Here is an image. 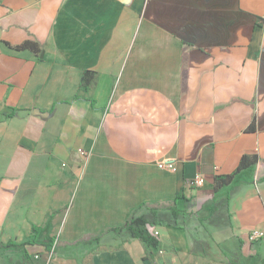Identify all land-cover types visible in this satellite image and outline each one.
I'll return each instance as SVG.
<instances>
[{"label":"crops","instance_id":"crops-1","mask_svg":"<svg viewBox=\"0 0 264 264\" xmlns=\"http://www.w3.org/2000/svg\"><path fill=\"white\" fill-rule=\"evenodd\" d=\"M263 21L264 0H0V243L36 258L62 238L50 264H264V181L238 170L264 159ZM178 196L157 247L98 238Z\"/></svg>","mask_w":264,"mask_h":264},{"label":"trees","instance_id":"trees-1","mask_svg":"<svg viewBox=\"0 0 264 264\" xmlns=\"http://www.w3.org/2000/svg\"><path fill=\"white\" fill-rule=\"evenodd\" d=\"M23 47L31 48L36 53H39V46L36 42H26ZM16 109H13L12 112L8 113L9 116H13L16 114ZM256 165V173H255V181L257 183L264 181V159H261L257 154H244L238 170H242L243 168L249 167L251 165ZM233 179V175H218L216 177V185L215 190L218 192L220 188H222L225 185H228ZM180 196H178L174 201L169 202L165 205L166 212L164 214V217L160 216L159 211L151 207L149 204L145 203L140 205L138 208L134 209V211L131 213L127 221L123 225L119 226H113L109 227L105 233H103L99 239L106 236L107 234H114L122 239V242L127 241L131 238H139L146 247H157L160 243V239L157 235H155L151 229L159 226V225H167L170 223H174L175 225H178L179 219L181 217H184L187 211L185 209H182L177 206V199ZM218 198V194L215 195V199ZM187 200V199H186ZM217 200V199H216ZM219 202L224 201L226 205H229L230 196L227 193L225 197L221 200H218ZM188 202V200H187ZM141 209H144L145 211L148 210L147 213H139ZM165 215H169L170 221H167V217ZM157 216L159 218H157ZM37 244L36 241H24L21 243H16L14 241L8 242V243H0V249L1 250H9V249H19L22 250L24 253L23 263L24 264H30V262L37 260L35 258V254L31 253L29 251V246H33ZM50 251V247L46 246V252ZM30 261V262H29Z\"/></svg>","mask_w":264,"mask_h":264},{"label":"built area","instance_id":"built-area-1","mask_svg":"<svg viewBox=\"0 0 264 264\" xmlns=\"http://www.w3.org/2000/svg\"><path fill=\"white\" fill-rule=\"evenodd\" d=\"M263 24H264V21H263ZM79 152H80V154L83 155L84 157H87V156H88V151H86V150L83 149V148H80V149H79ZM159 167H160V168H167V169H169V170H171V171H176V170H177V166H176V164H175L173 161H168V160L161 161V162L159 163ZM204 181H205V180H204V177H202L201 175H197V176L193 179L192 183L200 185V184H203ZM153 229H154V228H152L151 231H153ZM153 233H154L155 235H157V234H158V231L154 230ZM248 238H249L250 241H256V240H258V239H262V238H264V231H262L261 229H258V228H256V229H252V230L250 231V233H249ZM58 240H59V238L57 237V238L53 241V243H52V245H51L50 251L48 252L49 255H50V257H52L53 253L55 252V250H56V248H57ZM37 257H39V255H36V258H37Z\"/></svg>","mask_w":264,"mask_h":264},{"label":"rangeland","instance_id":"rangeland-1","mask_svg":"<svg viewBox=\"0 0 264 264\" xmlns=\"http://www.w3.org/2000/svg\"><path fill=\"white\" fill-rule=\"evenodd\" d=\"M223 198H224V197H223ZM223 198H221V200H222ZM218 205H219V206H225L226 203H225L224 201H222V202H221V201H220V202H219V201L214 202L212 210L215 211L216 208L218 207ZM215 216H216V217H215V222H216V224H226V223L228 222L227 216L225 215V212H223V211H222L220 214L215 215ZM193 217H195V216H193ZM190 221H191L192 223H195V222L197 221V220H196V217L193 218V219H190ZM198 222H200V221H198ZM51 239H52V237H48L46 240H47L48 242H50ZM51 243H52V242H51ZM51 245H52V244H51ZM62 245H63V241H62V238H60L59 241H58V245H57L56 250H57L58 248L62 247ZM207 247H208V249H212V248H213L209 242H207ZM50 248H51V246H50ZM209 251H211V250H209ZM56 255H57V254H54V255H53V258H51L50 255H49V253H48V252H45L43 255H40V256L37 257V258H38V259H43V260L45 261V264H50L49 262H52L53 259L56 257ZM208 263H210V262L208 261Z\"/></svg>","mask_w":264,"mask_h":264}]
</instances>
